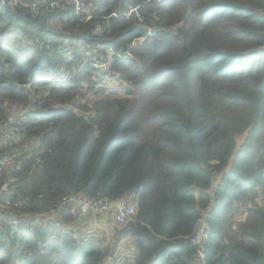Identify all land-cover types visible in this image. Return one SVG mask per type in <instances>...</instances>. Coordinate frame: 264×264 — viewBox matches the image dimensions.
<instances>
[{"label": "trees", "instance_id": "obj_1", "mask_svg": "<svg viewBox=\"0 0 264 264\" xmlns=\"http://www.w3.org/2000/svg\"><path fill=\"white\" fill-rule=\"evenodd\" d=\"M10 1L0 5V133L14 127L7 104L25 120L1 142L0 203L32 215L70 193L133 202L135 221L114 242L133 239L122 264H195L192 238L208 207L202 263L264 264V205L253 201L264 191V0H81L82 12L63 0ZM130 5L143 22L119 16ZM148 26L155 33L129 47ZM108 46L135 58L114 56L109 86L90 65L102 56L89 54ZM55 66L74 71L62 79ZM83 88L91 99L65 106ZM244 198L253 204L233 228V203ZM10 229L0 222V264H100L107 254L93 238L74 247L40 225L17 249Z\"/></svg>", "mask_w": 264, "mask_h": 264}, {"label": "built area", "instance_id": "obj_2", "mask_svg": "<svg viewBox=\"0 0 264 264\" xmlns=\"http://www.w3.org/2000/svg\"><path fill=\"white\" fill-rule=\"evenodd\" d=\"M19 0H12L10 4H16ZM65 4H72L73 8L76 12H82L85 10L86 5L81 0H63ZM5 0H0V5H4ZM38 2L33 1L28 6L33 13H36L38 8ZM56 7H60L59 2L51 1L49 4L50 9H54ZM113 16L118 15L117 13H112ZM111 16V15H110ZM119 16L124 17L126 20L134 18L138 22H143L144 18L139 12V5H130L125 10L121 11ZM91 16L88 15L87 19ZM157 29L154 26L144 27L143 34L136 39H133L132 42L129 44V47H134L137 44L142 43L145 39L152 36ZM94 32L101 33V29L99 26L95 28ZM89 54L95 56V54H99L102 58L99 59H92L91 66L94 68L95 74L94 79L101 84H105L109 86L111 83L115 81V79L119 78L118 73H115L110 70V63L113 61L114 56L122 57L125 59L134 60V56L129 52L121 53L115 51L112 47H105L98 49L96 47H92L89 50ZM63 58L67 59L68 61H72L69 50L65 51ZM90 61V59H89ZM88 59L79 60V67L89 62ZM74 71V66L72 69L67 68L65 74L62 76V79L66 77L67 74ZM44 78H39L37 81L42 80ZM13 105H9V110ZM7 123L14 124V127L11 129L10 132L3 131L0 133V142L7 141L11 137V134L15 131H18L17 128V121L25 120L23 116V112L20 110H12L9 111V114L6 116ZM3 168L0 166V177L2 176ZM6 184L0 185V201L1 193L5 190ZM212 206V203L209 205ZM0 207L2 212L0 213V222H5L10 225V230H8L6 239L8 243L14 242L15 247L18 249L19 247V240L21 235L24 233L25 229L32 230L34 226H48L50 228L55 229L58 233L66 235L70 240L71 244L74 247H79L83 241L87 239H91L88 231V226H86L83 222L81 223H73L77 219H84L87 213L89 212H96L98 214H104L109 210L114 212L113 217L114 221L117 225L120 226H127L130 223L134 222V215H135V205L133 202H126L124 200H118L116 203L108 202L106 200L100 198H90L84 193H70L62 198L60 203L55 208H50L49 210L42 212V213H34L32 215H23V214H16L14 211H8L9 203H0ZM62 208H66L65 212L61 213L60 210ZM13 209V208H12ZM64 216L71 217V220L63 219ZM210 217L209 208L203 209L201 211L200 217L196 222L195 225V232L198 227L200 232V240L195 242L194 235L192 241L197 246L196 248V256L200 257V262L202 263L203 258V245L207 240V229L208 224L207 220ZM80 222V221H79ZM21 225L19 229L18 226ZM194 232V234H195ZM123 259L120 257L115 258H107L106 263L100 264H122Z\"/></svg>", "mask_w": 264, "mask_h": 264}, {"label": "rangeland", "instance_id": "obj_3", "mask_svg": "<svg viewBox=\"0 0 264 264\" xmlns=\"http://www.w3.org/2000/svg\"><path fill=\"white\" fill-rule=\"evenodd\" d=\"M58 26H59V23L57 21H55V20L52 21V24H48V28L50 30H52V31L54 29L57 30ZM60 68H61L60 66H55L53 68V71L58 72ZM62 70H63V67H62ZM62 70L60 69L61 73L64 72V70H63V72H62ZM62 76H63V74H62ZM47 78H50V76L47 77ZM82 92H87L86 97L77 95L73 101H71L68 104H65V106L72 107V109H73L72 103L74 101H76L77 103H83L84 104L88 99H91L92 90H88L86 88H83ZM17 106H20V105H17ZM12 110H19V108L16 107V106H12L10 108V110H9V106L7 104V109L5 110V115H6V113L9 114V111H12ZM239 139L240 138H238V140ZM263 142H264V140H263ZM2 145L3 144L0 142V146H2ZM217 181H218V174L216 176H214L213 179H212V184H211V187L209 188V190H211V192L213 191ZM255 191H256V196L253 198L254 203H256L258 205H264V191H262L260 187H256ZM252 204L253 203H251V200L250 199H246V198L238 200V201L233 203L232 216L229 218V222H231L233 228L235 227V224L238 221H240L241 219L245 218V216L247 215V212H246L247 211V207L251 206ZM109 222L111 223V220H109L108 223ZM73 223H81V222H79V220L77 219L76 221H73ZM98 223H99V218L95 219L93 221V224H98ZM113 223L115 224V226L118 229L123 227V226L117 225L115 223L114 217H113ZM92 229H93V231L91 230L90 233H89L90 237L93 238L96 243H98L100 246H102L107 251V254L105 255L104 259H106L108 256H113L116 259L117 258V254H119V252L116 250V247H117L119 242L116 245L114 244L115 239H116L115 238V234H113L112 238L107 239L106 244L101 245L106 240V238H108L111 234L107 235L105 233L101 234V233L97 232L95 225H93ZM118 229H117V231H118ZM200 237H201L200 236V232H199V229L197 227L196 232L194 234L195 242L196 241L198 242L200 240ZM129 244L130 243L127 242L124 245V250L127 253L131 252V248H129ZM104 259H103V261H104ZM195 264H201L200 257L198 255L196 257Z\"/></svg>", "mask_w": 264, "mask_h": 264}, {"label": "crops", "instance_id": "obj_4", "mask_svg": "<svg viewBox=\"0 0 264 264\" xmlns=\"http://www.w3.org/2000/svg\"><path fill=\"white\" fill-rule=\"evenodd\" d=\"M100 221L98 224H93L92 222L88 221V220H84V219H80L79 221L80 222H83L86 226H88V231L90 232L91 230L93 231L92 227L93 225L96 226V231L101 233V234H111L108 238H106V240L101 244H106V241L107 239H110L112 238L113 234H115V238H119V233L117 231V227L115 226V224L113 223V213H108L106 214L105 216H102V217H99ZM111 220V223L108 221ZM94 221V219H93ZM94 242L95 240L92 239ZM129 242V248H131V252L130 253H127L125 250H124V245ZM95 244L97 245L98 243L95 242ZM117 244V243H116ZM115 244V245H116ZM99 245V244H98ZM123 245V246H122ZM100 246V245H99ZM102 247V246H100ZM116 250L119 252V254H117V257H121L122 259L124 258H134V255H135V248H134V243H133V239L130 238V237H125V238H122L120 239V242L118 243L117 247H116ZM107 258H115L113 256H108ZM106 259H104V261H102V263H106Z\"/></svg>", "mask_w": 264, "mask_h": 264}, {"label": "clouds", "instance_id": "obj_5", "mask_svg": "<svg viewBox=\"0 0 264 264\" xmlns=\"http://www.w3.org/2000/svg\"><path fill=\"white\" fill-rule=\"evenodd\" d=\"M4 5H7V2H6V4H4ZM108 47H110V46H108ZM133 61V60H132ZM134 61H135V58H134ZM64 67V66H63ZM66 69H67V67H65L64 68V72L62 73L63 75L65 74V71H66ZM44 79H47V80H50V78H44ZM197 257V256H196ZM104 259V258H103ZM103 261V260H102ZM102 261H101V263H102Z\"/></svg>", "mask_w": 264, "mask_h": 264}, {"label": "water", "instance_id": "obj_6", "mask_svg": "<svg viewBox=\"0 0 264 264\" xmlns=\"http://www.w3.org/2000/svg\"><path fill=\"white\" fill-rule=\"evenodd\" d=\"M7 0H5V4H6ZM116 203V202H113V204Z\"/></svg>", "mask_w": 264, "mask_h": 264}]
</instances>
